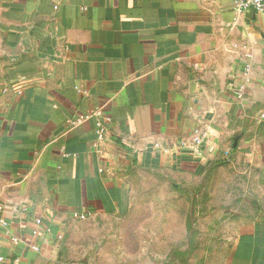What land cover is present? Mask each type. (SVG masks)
Here are the masks:
<instances>
[{
	"label": "crops",
	"instance_id": "0c3cea01",
	"mask_svg": "<svg viewBox=\"0 0 264 264\" xmlns=\"http://www.w3.org/2000/svg\"><path fill=\"white\" fill-rule=\"evenodd\" d=\"M96 108L99 152L96 118L72 124ZM261 112L264 13L233 0H0V264H57L68 222L120 215L138 171L174 190L209 179L212 231L227 232L210 244L225 247L218 264H264ZM194 130L207 136L199 160L178 149Z\"/></svg>",
	"mask_w": 264,
	"mask_h": 264
},
{
	"label": "rangeland",
	"instance_id": "374dc122",
	"mask_svg": "<svg viewBox=\"0 0 264 264\" xmlns=\"http://www.w3.org/2000/svg\"><path fill=\"white\" fill-rule=\"evenodd\" d=\"M207 181L201 189V180H192L174 190L160 174H128L122 213L68 222L57 264H218L225 247L210 244H218L227 232L225 224L212 231L211 221L219 217L209 209L218 200H210ZM194 218L196 234L190 241L186 223ZM189 247L194 248L191 255L186 254Z\"/></svg>",
	"mask_w": 264,
	"mask_h": 264
},
{
	"label": "built area",
	"instance_id": "2783aa9c",
	"mask_svg": "<svg viewBox=\"0 0 264 264\" xmlns=\"http://www.w3.org/2000/svg\"><path fill=\"white\" fill-rule=\"evenodd\" d=\"M233 6L234 9L239 12H247L252 11L256 13H264V0H233ZM22 83L18 84L15 83L13 85H9V87H6L7 89H12L16 93H21ZM242 91H240L236 94V97L238 99H241ZM89 117H95L96 118V127H95V133H94V141L92 144V147L95 152H99L101 144L104 142L106 138V131L104 128V125L102 121L100 120L102 117V110L100 108H96L89 112L86 116H80L72 121L73 125H79L81 124L85 119ZM257 118L259 120H264V112H261L258 114ZM207 136L200 132L199 130H194L190 136L189 141H181L178 145V149L185 151L189 154L193 159L199 160L202 158L204 152L207 150ZM156 147V146H155ZM102 172V170H100ZM3 210V207L0 206V213ZM78 219L83 220L84 216L80 215L78 216ZM34 224L36 228H39L41 226V220L36 219L34 221ZM6 221L1 217L0 215V226L5 227ZM11 241L13 243H17V238H11ZM33 250L37 251L38 249L36 247H33Z\"/></svg>",
	"mask_w": 264,
	"mask_h": 264
},
{
	"label": "trees",
	"instance_id": "16d2710c",
	"mask_svg": "<svg viewBox=\"0 0 264 264\" xmlns=\"http://www.w3.org/2000/svg\"><path fill=\"white\" fill-rule=\"evenodd\" d=\"M195 220H196V218H194L191 221L188 220L187 223H186V229H187L188 234L190 235V241L193 239L192 236H195V234H196V231L193 228ZM193 251H194V248L189 247L186 254L187 255H191L193 253Z\"/></svg>",
	"mask_w": 264,
	"mask_h": 264
}]
</instances>
